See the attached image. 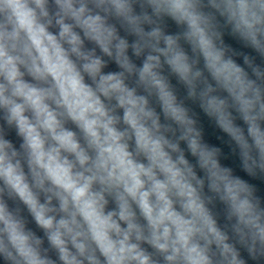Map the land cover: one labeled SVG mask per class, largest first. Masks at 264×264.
<instances>
[{
    "label": "clouds",
    "instance_id": "9594fccd",
    "mask_svg": "<svg viewBox=\"0 0 264 264\" xmlns=\"http://www.w3.org/2000/svg\"><path fill=\"white\" fill-rule=\"evenodd\" d=\"M0 264H264V0H0Z\"/></svg>",
    "mask_w": 264,
    "mask_h": 264
}]
</instances>
